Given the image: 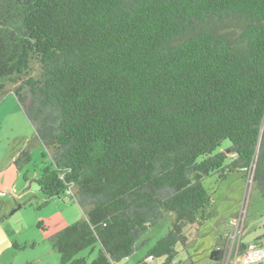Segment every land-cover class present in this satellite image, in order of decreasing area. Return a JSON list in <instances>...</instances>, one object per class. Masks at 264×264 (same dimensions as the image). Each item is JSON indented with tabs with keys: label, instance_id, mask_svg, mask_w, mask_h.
I'll list each match as a JSON object with an SVG mask.
<instances>
[{
	"label": "trees",
	"instance_id": "16d2710c",
	"mask_svg": "<svg viewBox=\"0 0 264 264\" xmlns=\"http://www.w3.org/2000/svg\"><path fill=\"white\" fill-rule=\"evenodd\" d=\"M9 82L32 140L52 147L40 190L72 193L86 215L52 237L62 264H119L170 210L134 264H183L176 245L207 218L211 173L251 174L264 196V0H0V94Z\"/></svg>",
	"mask_w": 264,
	"mask_h": 264
},
{
	"label": "rangeland",
	"instance_id": "374dc122",
	"mask_svg": "<svg viewBox=\"0 0 264 264\" xmlns=\"http://www.w3.org/2000/svg\"><path fill=\"white\" fill-rule=\"evenodd\" d=\"M40 69V64L32 60L31 74L38 76ZM15 85L9 82L0 94V264H62L52 237L86 215L72 193L62 192L47 202V196L40 190L37 177L43 166L52 163V147L32 140L35 127L14 93ZM231 145L230 139H224L214 153L227 151ZM23 149L31 151L32 160L24 161L19 168L15 159ZM203 184L211 195L207 218L199 216L197 221L184 224L186 242L179 241L176 245L178 261L221 264V260L211 258V252L219 245L231 246L226 239L234 226L233 220L237 224L241 216V241L249 244L258 238L264 240V196L254 185L251 174L246 177L244 171L237 170L221 180L215 172L205 176ZM175 217L170 210L157 223L149 225L135 252L119 264H134L145 258L156 241L168 232ZM97 253L98 246L89 247L77 256L91 260ZM149 260L151 264H161L164 258Z\"/></svg>",
	"mask_w": 264,
	"mask_h": 264
},
{
	"label": "built area",
	"instance_id": "2783aa9c",
	"mask_svg": "<svg viewBox=\"0 0 264 264\" xmlns=\"http://www.w3.org/2000/svg\"><path fill=\"white\" fill-rule=\"evenodd\" d=\"M242 218V216L240 217ZM238 218V223L235 224L233 220V225L230 233L229 239L231 241V246L225 248L223 246H217L218 248L224 249V257L221 259V264H229L232 259H235V264L239 261L240 264H264V241L255 240L249 244H246L244 249H241V232L243 220Z\"/></svg>",
	"mask_w": 264,
	"mask_h": 264
},
{
	"label": "crops",
	"instance_id": "0c3cea01",
	"mask_svg": "<svg viewBox=\"0 0 264 264\" xmlns=\"http://www.w3.org/2000/svg\"><path fill=\"white\" fill-rule=\"evenodd\" d=\"M229 237H230V236H228V238L226 239V244H229V241H230ZM258 239H261L262 241H264L262 238H258ZM254 241H255V240H254ZM245 244H246V243H245ZM233 264H235V259H234V261H233ZM237 264H240V262L238 261Z\"/></svg>",
	"mask_w": 264,
	"mask_h": 264
}]
</instances>
